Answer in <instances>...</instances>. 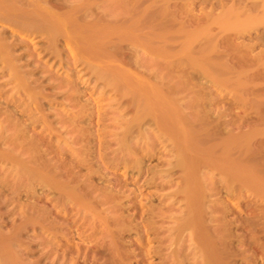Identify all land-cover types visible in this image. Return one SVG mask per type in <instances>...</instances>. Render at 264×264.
<instances>
[{"label": "rangeland", "instance_id": "obj_1", "mask_svg": "<svg viewBox=\"0 0 264 264\" xmlns=\"http://www.w3.org/2000/svg\"><path fill=\"white\" fill-rule=\"evenodd\" d=\"M247 4L0 0V264H264Z\"/></svg>", "mask_w": 264, "mask_h": 264}, {"label": "bare ground", "instance_id": "obj_2", "mask_svg": "<svg viewBox=\"0 0 264 264\" xmlns=\"http://www.w3.org/2000/svg\"><path fill=\"white\" fill-rule=\"evenodd\" d=\"M247 1L250 3V4H247V7H248V5L249 6L251 5L250 6L251 8L252 7L257 8L258 13H259V10L261 9L260 6H263L264 7V1L263 0H247ZM242 2H243V0H242ZM250 7H248V8H250Z\"/></svg>", "mask_w": 264, "mask_h": 264}]
</instances>
